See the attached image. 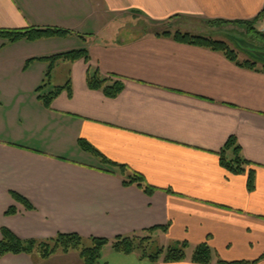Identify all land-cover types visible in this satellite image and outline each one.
<instances>
[{"label": "crops", "instance_id": "crops-1", "mask_svg": "<svg viewBox=\"0 0 264 264\" xmlns=\"http://www.w3.org/2000/svg\"><path fill=\"white\" fill-rule=\"evenodd\" d=\"M263 14L264 0H0V31L71 32L14 44L0 38V241L4 230L26 242L60 234L114 240L167 228L154 238L187 242V260L152 262L107 246L99 264H196L192 253L201 245L214 252L212 264H264V65L249 70L222 53L130 27L135 19L157 27L184 19L248 27L254 35ZM81 31L88 35L82 44ZM76 50H86L89 61L59 60L52 73L67 62L70 76L54 88L70 81L72 94L45 106L37 90L48 63L40 59ZM95 70L123 79L122 94L111 99L89 89ZM231 138L255 174L252 192L248 173L221 165ZM80 140L142 174L156 192L125 187L124 176L106 172ZM0 264L84 262L78 252H58L7 254Z\"/></svg>", "mask_w": 264, "mask_h": 264}, {"label": "trees", "instance_id": "trees-1", "mask_svg": "<svg viewBox=\"0 0 264 264\" xmlns=\"http://www.w3.org/2000/svg\"><path fill=\"white\" fill-rule=\"evenodd\" d=\"M264 14L262 15L263 18ZM220 26H227L228 23H218ZM251 29H249L250 31ZM158 36L173 38L174 41L193 45L211 51L222 53L231 62L239 65L242 68L249 70H256L258 64L264 65V61H261L255 57V59L247 60L242 63L238 60L237 52L234 51L228 43L216 40L211 37L192 34L191 32H183L177 30L174 34L170 31L156 32ZM70 31L47 28H29L26 30H14V31H0V38H3L8 43H17L21 40H27L30 42H37L43 39L51 38H64L70 35ZM255 37L259 40H264V34L262 32H256ZM240 44V43H239ZM242 50V47H238ZM245 51V50H244ZM250 57H254L248 53ZM84 59L89 61V54L86 50H76L68 53L56 55L49 58L40 59L48 63V70L46 73V79L43 87L37 90L40 100L44 105L50 107L52 102L60 96L63 91H68L72 94L71 82L69 81L64 87H56L48 94L43 95V90L51 83L52 73L56 63L59 60H65L69 62H76ZM27 68V66H26ZM87 84L89 89L94 91H101L106 97L114 99L117 98L125 89V83L123 79H113L112 77H104L98 70L89 71L87 77ZM80 147L87 152L98 156L101 159V163L107 168L105 171L111 174H119L124 176L123 184L125 187L136 186L142 190L147 196L151 197L156 192V188L147 183L145 177L137 172H129V169L120 164L113 163L108 160L96 149L90 146L86 141L80 140ZM231 152V158L228 153ZM221 165L233 175H242L248 173V189L250 192L255 188V174L253 171H248L247 166L249 163L242 157L241 149L234 138L229 139L225 148L221 152ZM171 193V191H167ZM14 200L22 204L27 210H33L34 207L22 196L12 193ZM15 210H10L7 215H15ZM157 231L167 233V228H155L150 231L128 236L118 237L114 240L108 239H84L77 234H60L54 239L47 241H20L8 231H3V238L0 241V258L7 254H41V257L46 258L54 255L58 252L70 253L78 252L84 264H99L102 260L104 249L107 246H111L112 250L116 253H122L126 255L136 254L143 260H150L152 262H164V263H176L182 262L188 259V251L190 245L187 242H174L169 245H162L154 234ZM215 254L208 245H201L194 249L191 260L196 264H212ZM217 264H247L243 262H226L221 259H217Z\"/></svg>", "mask_w": 264, "mask_h": 264}, {"label": "rangeland", "instance_id": "rangeland-1", "mask_svg": "<svg viewBox=\"0 0 264 264\" xmlns=\"http://www.w3.org/2000/svg\"><path fill=\"white\" fill-rule=\"evenodd\" d=\"M133 23L130 24V27H135L134 32L136 35L144 34L148 32H165L170 31L174 34L177 30L183 32H191L192 34L201 35L211 37L216 40H221L237 52L238 60L242 63L246 62L247 60H254L255 57H250L248 52L244 51L245 49L248 50H259L264 52V40H259L255 37V35H247L246 33L248 27L245 29L239 26H220L217 23H206L202 21H194V20H184V19H176L170 22L167 25H154L149 24L147 20L144 19H135L132 21ZM86 31H81L80 33L76 34V39L81 44L83 43V38L88 36ZM90 32V31H89ZM250 32V31H249ZM86 39V38H84ZM240 43V44H239ZM238 47H242V50H239ZM252 60V61H253ZM260 60V59H259ZM62 66L57 67L54 71V76L51 83L45 88V93L43 95L48 94L52 88L55 86H60L67 82L70 71L68 67H64L63 65L67 62H62ZM262 65L258 64V68H261Z\"/></svg>", "mask_w": 264, "mask_h": 264}, {"label": "water", "instance_id": "water-1", "mask_svg": "<svg viewBox=\"0 0 264 264\" xmlns=\"http://www.w3.org/2000/svg\"><path fill=\"white\" fill-rule=\"evenodd\" d=\"M245 51L251 54L252 56L256 57L257 59L264 61V52L259 51V50H248L247 51L246 49Z\"/></svg>", "mask_w": 264, "mask_h": 264}, {"label": "built area", "instance_id": "built-area-1", "mask_svg": "<svg viewBox=\"0 0 264 264\" xmlns=\"http://www.w3.org/2000/svg\"><path fill=\"white\" fill-rule=\"evenodd\" d=\"M262 33L264 34V25H263V28H262Z\"/></svg>", "mask_w": 264, "mask_h": 264}]
</instances>
